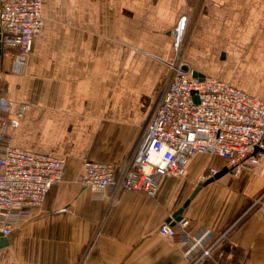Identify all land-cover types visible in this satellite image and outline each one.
I'll return each mask as SVG.
<instances>
[{
    "label": "crops",
    "instance_id": "obj_1",
    "mask_svg": "<svg viewBox=\"0 0 264 264\" xmlns=\"http://www.w3.org/2000/svg\"><path fill=\"white\" fill-rule=\"evenodd\" d=\"M187 8L201 10L194 44L208 59L194 69L264 99V0H43L46 21L31 52L21 60L2 53L0 95L26 104L14 143L65 157L66 174L7 235L0 264H189L184 247L201 227L227 233L196 264H264V210L235 220L264 188V155L246 172L227 169L202 185L183 211L190 233L173 238L160 225L205 165L225 168L222 158L196 154L183 175L161 179L156 195L110 186L100 198L78 181L85 159L119 167L133 152L162 60L172 56L171 28ZM217 45L226 62L211 58ZM242 55L248 61L237 66Z\"/></svg>",
    "mask_w": 264,
    "mask_h": 264
},
{
    "label": "built area",
    "instance_id": "obj_2",
    "mask_svg": "<svg viewBox=\"0 0 264 264\" xmlns=\"http://www.w3.org/2000/svg\"><path fill=\"white\" fill-rule=\"evenodd\" d=\"M187 12L188 8L171 28L176 48L187 29ZM44 24L43 0H0L3 53L25 58ZM193 69L185 61L169 62L133 152L119 167L109 161L85 159L78 177L81 185L100 198L110 186L115 192L130 188L156 195L161 179L183 175L198 153L222 158L236 175L261 163L264 99L216 76H195ZM0 106V234L8 235L30 207L43 204L51 186L64 181L66 158L15 144L26 104L2 94ZM219 172L217 166L205 165L198 181ZM255 208L264 210V188L235 220ZM189 225V218L182 215L174 224L163 222L159 231L173 238L178 233L189 234ZM226 233L210 227L197 229L184 247L189 264L210 255Z\"/></svg>",
    "mask_w": 264,
    "mask_h": 264
},
{
    "label": "rangeland",
    "instance_id": "obj_3",
    "mask_svg": "<svg viewBox=\"0 0 264 264\" xmlns=\"http://www.w3.org/2000/svg\"><path fill=\"white\" fill-rule=\"evenodd\" d=\"M188 13V25H187V29L186 32L184 34V38L182 40V42L179 44L178 48L175 47L174 45V37L172 35V56H170L169 58H165L163 61V64L166 67V70L169 68V62L171 61H185L188 66L194 68L195 66L199 65L200 63H203L204 61L208 60L205 59L203 61H201L199 58L200 57V52L202 51L203 48H205V46H200V45H196L194 44V35L196 34V30H197V21H196V17H198V15L200 16L201 10H199V8H196L193 12H191V14ZM45 15V14H44ZM45 21H46V16H45ZM218 46V47H217ZM214 46V50H213V57H215L216 59L214 61H219V62H226L227 61V56H222V52H225L226 54V50H225V46L224 45H217ZM209 47V46H206ZM196 51V53H194ZM192 53V54H191ZM195 57H198L197 59H195ZM209 57V55H208ZM209 60H211L209 58ZM248 61V58H245L244 55L240 56L237 58V60L235 61V64L237 66H243L245 64V61ZM239 68V67H237ZM236 68V69H237ZM165 70V72H166ZM235 72V71H234ZM240 71L237 69V73L236 74V80L240 81L243 80L242 78V74L239 75ZM239 73V74H238ZM220 74V73H218ZM235 77L231 76V80H233ZM189 218V217H188ZM190 221V218H189Z\"/></svg>",
    "mask_w": 264,
    "mask_h": 264
},
{
    "label": "water",
    "instance_id": "obj_4",
    "mask_svg": "<svg viewBox=\"0 0 264 264\" xmlns=\"http://www.w3.org/2000/svg\"><path fill=\"white\" fill-rule=\"evenodd\" d=\"M0 38H1V33H0ZM2 53H3V49H2V43L0 40V59H1ZM193 75L203 77L205 75V73L202 71H198L197 69H193ZM226 170H227V168L225 167L223 170H220V172L217 173L215 176H213V177H211V178H209L203 182H199L195 186V188L192 190V192L189 194V196L186 198V200L182 203V205L173 212V214L170 216V218L167 219V221H169L171 224H174L175 220H177L178 218H180L183 215V211H184L185 207L190 203L191 199L199 191V189L202 187V185H204L207 182L219 177ZM8 243H9L8 236L4 235V234H0V245H4V244H8Z\"/></svg>",
    "mask_w": 264,
    "mask_h": 264
},
{
    "label": "trees",
    "instance_id": "obj_5",
    "mask_svg": "<svg viewBox=\"0 0 264 264\" xmlns=\"http://www.w3.org/2000/svg\"><path fill=\"white\" fill-rule=\"evenodd\" d=\"M245 208V207H244ZM244 208L242 210H244Z\"/></svg>",
    "mask_w": 264,
    "mask_h": 264
}]
</instances>
